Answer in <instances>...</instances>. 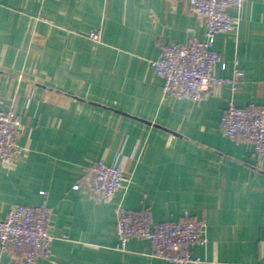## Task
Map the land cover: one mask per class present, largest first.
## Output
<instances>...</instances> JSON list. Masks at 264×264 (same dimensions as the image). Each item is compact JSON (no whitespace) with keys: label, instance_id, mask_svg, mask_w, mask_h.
Wrapping results in <instances>:
<instances>
[{"label":"crops","instance_id":"crops-1","mask_svg":"<svg viewBox=\"0 0 264 264\" xmlns=\"http://www.w3.org/2000/svg\"><path fill=\"white\" fill-rule=\"evenodd\" d=\"M237 14L214 48L218 76L244 71L239 88L193 102L165 94L152 66L163 44L204 37L185 0H0V108L21 121L17 158L0 163V219L48 191L55 239L38 264H264V154L219 126L231 98L264 107V0ZM99 160L128 178L109 202L86 186ZM118 206L147 207L153 223L203 218L200 262L162 259L137 236L118 247ZM0 262L25 264L1 250Z\"/></svg>","mask_w":264,"mask_h":264},{"label":"built area","instance_id":"built-area-1","mask_svg":"<svg viewBox=\"0 0 264 264\" xmlns=\"http://www.w3.org/2000/svg\"><path fill=\"white\" fill-rule=\"evenodd\" d=\"M187 9L204 20L206 30L202 39L192 37L187 43H165L152 66L163 79V91L179 99L200 102L212 95L219 85H229L232 92L239 88L244 75L237 69L232 77L215 73V66L223 61L214 48L215 37L230 31L238 22V12L245 0H185ZM89 37L100 40V30L93 28ZM20 117L13 106L0 108V163L10 164L17 158V140L20 135ZM219 126L232 139H245L259 154H264V107L255 102L237 105L231 98L224 109ZM128 178L118 164L99 160L88 169L87 188L98 202H109ZM77 183L73 187L78 188ZM45 199L34 205L15 204L0 219V250L11 255H22L25 264H38L52 252L55 235ZM206 222L186 212L180 219L153 223L147 207L116 208L118 247H125L133 236L148 239L152 253L177 263L200 262L192 246L205 243ZM0 264H3L0 262ZM211 264V263H208Z\"/></svg>","mask_w":264,"mask_h":264}]
</instances>
